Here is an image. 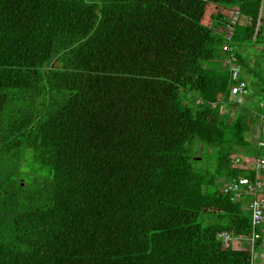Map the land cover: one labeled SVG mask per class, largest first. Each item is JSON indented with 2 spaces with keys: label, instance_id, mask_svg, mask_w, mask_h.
I'll list each match as a JSON object with an SVG mask.
<instances>
[{
  "label": "trees",
  "instance_id": "trees-1",
  "mask_svg": "<svg viewBox=\"0 0 264 264\" xmlns=\"http://www.w3.org/2000/svg\"><path fill=\"white\" fill-rule=\"evenodd\" d=\"M240 44L264 0H0V264H255Z\"/></svg>",
  "mask_w": 264,
  "mask_h": 264
},
{
  "label": "rangeland",
  "instance_id": "rangeland-1",
  "mask_svg": "<svg viewBox=\"0 0 264 264\" xmlns=\"http://www.w3.org/2000/svg\"><path fill=\"white\" fill-rule=\"evenodd\" d=\"M230 15H232V10L228 11L226 17H229ZM238 47L240 56L247 64L246 67L241 66L236 58L233 59L234 62H229L228 59L220 60V58H215L213 60L215 68L220 67V65H229L233 71V77H241L237 85L231 86L232 90L228 96V100L231 103L225 105L221 104L219 109L222 112L228 111L227 120L233 118L232 116L236 111L238 112L243 109H247L249 115L252 113L253 115L258 116V114L262 112L260 106L261 100L264 99V57L253 54L251 50H246L244 44H240ZM258 129L259 126L257 124H250L248 130L243 134V137L249 141V144L247 148L245 146H239L237 148L239 153H245L244 150L246 149L248 152H255V146H252V142L254 143L255 141L256 143ZM254 162L256 161L254 160ZM259 182L261 183V181ZM243 244H245V242ZM261 244L262 246L258 252V256H256V254L253 255L255 264H264V238L262 239Z\"/></svg>",
  "mask_w": 264,
  "mask_h": 264
},
{
  "label": "built area",
  "instance_id": "built-area-1",
  "mask_svg": "<svg viewBox=\"0 0 264 264\" xmlns=\"http://www.w3.org/2000/svg\"><path fill=\"white\" fill-rule=\"evenodd\" d=\"M260 106L264 111V99L261 101ZM255 161L256 162H254L255 164H253V169L255 171V174H257L261 169H264V158L257 157ZM259 185L260 182L257 180L254 182H245L243 185H238L237 183L229 180L223 185V191L224 192L229 191L234 193L233 194L234 198L238 197L237 192L239 190L252 194V198H250L249 201L250 215H251L250 221L251 224L253 225L252 226L253 231L249 238L251 242H253L254 239L257 237V233L254 228L255 227L264 228V196L256 195V190L259 187Z\"/></svg>",
  "mask_w": 264,
  "mask_h": 264
},
{
  "label": "crops",
  "instance_id": "crops-1",
  "mask_svg": "<svg viewBox=\"0 0 264 264\" xmlns=\"http://www.w3.org/2000/svg\"><path fill=\"white\" fill-rule=\"evenodd\" d=\"M260 126H261V129L264 127L263 125H262V123H261V121H260ZM263 130H264V128H263ZM256 145H258V146H260V145H262V146H264V142H262L261 143V141H257V143H256ZM260 157H262V156H260ZM261 170H263L262 171V173H260V171L257 173V174H255V176H256V178H257V181H261V185H259V187L261 188V190H259L258 192L259 193H256V195H262V196H264V169H261ZM249 182H251V181H249ZM247 200V203L249 202V199H246ZM260 251V248H259V250H258V252Z\"/></svg>",
  "mask_w": 264,
  "mask_h": 264
},
{
  "label": "clouds",
  "instance_id": "clouds-1",
  "mask_svg": "<svg viewBox=\"0 0 264 264\" xmlns=\"http://www.w3.org/2000/svg\"><path fill=\"white\" fill-rule=\"evenodd\" d=\"M230 90H231V89H230ZM229 93H230V92H229ZM262 100H263V99H262ZM262 100H261V101H262ZM260 121H261V123L263 122L262 125L264 126V117H262V118L260 119ZM249 201H250V198H249ZM248 203H249V202H248ZM248 203H247V204H248ZM262 229L264 230L263 227H262ZM262 239H263V238H262ZM262 239H261V241H262ZM244 242H245V245L248 246V247H250V246L254 243V241L251 242L250 239H247V242L244 240ZM255 254H256V256H258L259 253H258V252H252V255H255Z\"/></svg>",
  "mask_w": 264,
  "mask_h": 264
}]
</instances>
